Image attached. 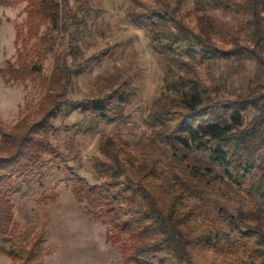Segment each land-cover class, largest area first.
Listing matches in <instances>:
<instances>
[{
	"label": "trees",
	"instance_id": "16d2710c",
	"mask_svg": "<svg viewBox=\"0 0 264 264\" xmlns=\"http://www.w3.org/2000/svg\"><path fill=\"white\" fill-rule=\"evenodd\" d=\"M129 1L125 20L143 32L161 72L158 96L146 116L149 142L159 151L179 152L188 169L134 156L127 139L105 134L99 143L103 158L93 164V183L67 169L73 198L86 215L108 226L106 240L121 244L124 264H203L208 253L239 254L220 264H264V84L224 99L200 72L223 61L251 59L264 74V0H203L240 17L252 48L232 36H222L229 48L217 44L215 19L205 13L191 19L189 0ZM69 2L0 0L2 6L26 4V29L15 38L20 45L17 68L8 70L14 78L40 75L42 59L52 56L38 119L26 116L10 129L0 127V239L9 243L0 254L21 264H41V240L27 249L7 238L12 197L18 184L59 164V148L51 142L57 116L71 107L86 118L113 124L136 95L123 82L104 96L70 102L72 81L83 71L75 64L83 17ZM214 171L236 188L240 206L232 211L217 206L213 214L207 206L209 184L220 180ZM192 198L199 204L191 205ZM197 212L205 213L208 222L197 221Z\"/></svg>",
	"mask_w": 264,
	"mask_h": 264
},
{
	"label": "rangeland",
	"instance_id": "374dc122",
	"mask_svg": "<svg viewBox=\"0 0 264 264\" xmlns=\"http://www.w3.org/2000/svg\"><path fill=\"white\" fill-rule=\"evenodd\" d=\"M71 9L83 17L80 28L75 64L82 72L74 77L68 92L70 102L77 103L104 96L123 82L136 89L131 104L124 108L123 118L113 124L84 117L67 107L54 121L53 145L59 148L58 165L44 168L31 180L18 184L19 192L12 197L13 222L7 238L14 244L30 248L37 239L41 251V264H124L121 244L106 240L108 226L86 215L83 205L75 201L66 182L67 169L93 183V164L102 159L99 143L101 136L117 133L127 139L134 156L158 159L164 165L188 169V162L181 154L169 147L152 148L150 129L146 122L147 112L157 98L161 72L156 59L147 45L143 32L125 20L129 0H70ZM26 4L0 5V127L12 128L26 116L38 119L36 111L45 95L44 80L51 71L52 56L41 61V73L33 77L14 78L9 66H16L15 38L20 29L25 32ZM80 7V8H77ZM201 7L202 10L198 11ZM187 11L190 18L205 13L215 19L214 41L223 44L222 36L236 38L241 45L253 47L251 35L244 28L240 17L227 13L212 3L189 0ZM32 39L30 43H33ZM49 45L48 43L45 47ZM264 56V52H262ZM71 60V58L69 59ZM203 81L210 88L217 86L220 97L233 99L240 91L257 83L264 84V74L255 61L221 62L213 69L201 68ZM219 181L209 184L207 201L215 214L217 206L232 211L239 207V197L234 186L229 187L222 173L214 171ZM13 189V188H11ZM191 205L199 204L190 199ZM207 207H201L203 212ZM197 221L208 222L204 214ZM0 247L9 243L0 239ZM208 253L203 264H220L232 261L233 256ZM39 259V260H40ZM0 264H21L0 254Z\"/></svg>",
	"mask_w": 264,
	"mask_h": 264
}]
</instances>
